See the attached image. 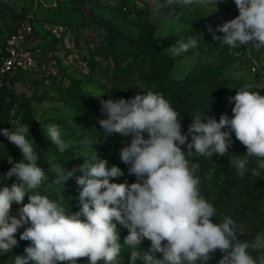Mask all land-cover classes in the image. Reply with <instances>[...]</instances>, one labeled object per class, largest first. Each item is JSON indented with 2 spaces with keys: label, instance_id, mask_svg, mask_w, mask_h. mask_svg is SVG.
Instances as JSON below:
<instances>
[{
  "label": "clouds",
  "instance_id": "1",
  "mask_svg": "<svg viewBox=\"0 0 264 264\" xmlns=\"http://www.w3.org/2000/svg\"><path fill=\"white\" fill-rule=\"evenodd\" d=\"M179 2L214 3L216 8L218 4V0ZM234 3L239 14L216 29L225 35L217 36L210 25L207 30L214 40L232 48L249 44L264 48V0ZM197 37L202 39L188 36L170 49L177 56L195 49ZM255 87L264 88V84ZM229 100L234 101L231 118L222 114L217 121L197 112L191 115L186 133L180 112L160 93L148 90L130 99L102 100L100 112L105 118L98 119L100 129L107 137H131L119 155L136 182H120L123 170L109 166L108 159L96 151L84 156L78 176L76 168L67 170L57 163L52 184L62 192L75 176L79 211L74 213L36 191L48 177L27 138L28 125L16 121L15 128L0 129L22 155L19 161L7 159L12 167L0 187V254L18 245L15 234L24 228L20 239L31 244L24 250L26 255L15 256L14 264H78L80 258H87L88 264H120L125 248L130 253L129 264H209L217 250L222 253L218 264H264V232L251 240L242 239L249 231L245 224L229 216L215 222L216 208L200 194V165L188 159L227 155L234 133L247 151L232 160V166L243 178L249 171V157H256L257 167L251 171L260 176L259 170L264 169V95L242 88ZM46 137L60 153L68 150L58 125H47ZM185 145L187 151L182 148ZM12 177L16 182L9 186L6 181ZM13 203L22 205L16 215L12 214ZM121 228L128 232L123 243ZM144 239L151 242L147 250L140 247Z\"/></svg>",
  "mask_w": 264,
  "mask_h": 264
},
{
  "label": "rangeland",
  "instance_id": "2",
  "mask_svg": "<svg viewBox=\"0 0 264 264\" xmlns=\"http://www.w3.org/2000/svg\"><path fill=\"white\" fill-rule=\"evenodd\" d=\"M238 14L234 0H218L217 8L214 3L183 5L179 0L172 4L167 0H0V129L11 130L16 121L28 125L27 138L48 177L36 191L62 202L69 212L79 211L75 176L65 183L62 192L60 186L52 184L53 165L63 163L67 170L76 168L78 176L79 166L94 151L108 159L109 166L123 170L120 180L130 176L129 166L120 160L119 153L131 137H107L100 129L98 119L105 118L100 112L102 100L130 99L137 92L158 91L160 83L185 81L178 94L188 98L196 113L203 111L205 116L219 121L222 114L232 117L234 101L229 98L238 89L264 95V88L255 87L264 84V48L251 44L232 48L214 40L207 30L210 25L217 36L223 37L225 34L216 29ZM123 36L132 38L135 47L125 45L123 55L114 58L108 46L112 41L121 44ZM150 36L156 48L171 60L170 65L142 60L138 52ZM188 36H202L197 37L198 47L174 55L170 47ZM9 47L30 53L31 64L11 74L3 72V57L9 54ZM144 77L158 80L147 81ZM53 124L59 126L68 145L66 157L41 140L46 126ZM10 157L19 161L22 155L0 133V187L5 183L3 176L12 167L7 160ZM203 158L206 167L214 163L213 158ZM253 161L257 167V158ZM211 171L206 172L207 181ZM131 176L130 184L136 182V177ZM13 182L16 177L6 181L9 186ZM210 185L203 197L216 208L214 221L229 216L237 222L242 200L233 197L228 203V198H219L220 185L212 189ZM27 202L25 196L24 203ZM21 206L13 203L12 214L16 215ZM260 229V233L264 232V223ZM23 230L15 234L18 245L11 252L0 254V264H14L15 256L26 255L24 250L31 242L20 239ZM127 234L121 228V243ZM150 245L144 239L140 247L147 250ZM221 256L217 250L209 264H218ZM157 257L161 258L159 253ZM129 258L125 248L120 264H129ZM78 264H88L87 258H80Z\"/></svg>",
  "mask_w": 264,
  "mask_h": 264
},
{
  "label": "trees",
  "instance_id": "3",
  "mask_svg": "<svg viewBox=\"0 0 264 264\" xmlns=\"http://www.w3.org/2000/svg\"><path fill=\"white\" fill-rule=\"evenodd\" d=\"M153 27L154 26H151V29H153ZM120 39L122 40L121 44L113 43L114 41H112V44L108 46V52L114 58L123 55V47L125 45L135 47L132 38L123 36ZM148 39L149 42H146L138 52V54L141 55L142 60L146 62L148 60L155 62L159 66L170 65L171 60L156 48L152 36ZM115 75H117V73ZM142 79L153 82L158 80L153 77H144ZM171 83V85L160 83L159 89L156 92L162 94L163 97L170 102L171 106L180 112L182 117L181 126L184 133H186L188 126L192 123L191 115L196 113V109L190 104L188 98H184L178 94L179 89L182 88L180 86L185 85L186 82L173 81ZM223 130L226 131L227 129ZM41 140L49 149L59 152L58 148L47 139L46 135H41ZM41 140L40 138L38 139V144H41ZM182 148L187 151L186 145L182 146ZM246 151V147L242 145L236 137L232 136V144L229 148V153L225 156L217 155L210 157V159H214L212 166L206 167V162L203 156L193 155L189 157V160L191 163H198L200 165L198 176L201 179L200 194L202 196L204 193L206 194V188L211 184L209 186L211 189L219 187L220 185V199L228 198V203L233 201V197L234 199L238 198L242 200L241 208L236 220L238 223L246 224L249 230L242 239H252L260 233L261 224L264 223V171H259L260 176H253L251 170L256 168V164L253 161L254 157H249V163L247 165L249 171L243 178L238 175L237 170L232 166L231 161L238 158L239 155L246 154ZM60 154L66 157L68 152L66 151L65 153ZM41 168L43 169V167ZM210 169L212 170L209 174L211 178L207 181L205 175ZM127 177L121 179L120 182L129 183V181L132 180V176L130 175ZM232 187L234 188L233 191ZM225 212L226 211L221 212V217L225 215ZM252 254L254 256L259 255L257 252H253Z\"/></svg>",
  "mask_w": 264,
  "mask_h": 264
},
{
  "label": "built area",
  "instance_id": "4",
  "mask_svg": "<svg viewBox=\"0 0 264 264\" xmlns=\"http://www.w3.org/2000/svg\"><path fill=\"white\" fill-rule=\"evenodd\" d=\"M9 54L3 57L2 71L11 74L17 69L25 68L31 64V55L13 47L7 49Z\"/></svg>",
  "mask_w": 264,
  "mask_h": 264
}]
</instances>
